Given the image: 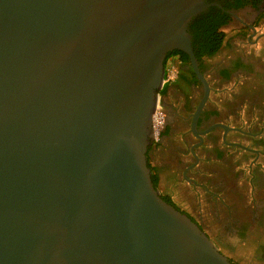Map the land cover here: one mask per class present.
I'll return each instance as SVG.
<instances>
[{"label": "water", "instance_id": "95a60500", "mask_svg": "<svg viewBox=\"0 0 264 264\" xmlns=\"http://www.w3.org/2000/svg\"><path fill=\"white\" fill-rule=\"evenodd\" d=\"M206 0H0V264H234L146 152Z\"/></svg>", "mask_w": 264, "mask_h": 264}, {"label": "flooded vegetation", "instance_id": "af4514ba", "mask_svg": "<svg viewBox=\"0 0 264 264\" xmlns=\"http://www.w3.org/2000/svg\"><path fill=\"white\" fill-rule=\"evenodd\" d=\"M206 2L207 21L188 27L206 85L188 55L187 62L167 55L165 71L172 60L177 73L159 91L162 124L147 161L161 196L213 242L223 239L218 248L230 261L264 264V0ZM209 25H216L223 42L212 54L201 46L206 49L199 57L198 41L207 43ZM162 182L177 198L162 192ZM258 235L255 258L236 256L242 244L255 246Z\"/></svg>", "mask_w": 264, "mask_h": 264}, {"label": "trees", "instance_id": "16d2710c", "mask_svg": "<svg viewBox=\"0 0 264 264\" xmlns=\"http://www.w3.org/2000/svg\"><path fill=\"white\" fill-rule=\"evenodd\" d=\"M214 8H210V11H212ZM210 16V15H209ZM199 18L201 19L202 22H206L207 19H206V16H205V13L204 12H201L199 13L198 15H196L194 18H193V22L190 23L191 25L190 26H196V24L199 22ZM224 20H221L220 22H223ZM205 36L207 38V43L206 44H203L201 42L198 41V48L199 50L197 51L198 54L197 56H201V54L204 52V50L207 48H210L208 50V54H212L214 51H216L222 44L223 42V35L222 33L220 32H217L216 31V25H209L207 26V30L205 32ZM201 46H206L203 50L200 51V47ZM170 53V52H169ZM168 53V54H169ZM171 53H176L179 55V58L183 61V62H187L188 61V56L186 53H184L183 51H180V50H174L172 51ZM153 184L156 180V177L153 176ZM155 185V184H154ZM163 199H165L167 202L169 203H172V200L170 198H165L163 197Z\"/></svg>", "mask_w": 264, "mask_h": 264}, {"label": "rangeland", "instance_id": "374dc122", "mask_svg": "<svg viewBox=\"0 0 264 264\" xmlns=\"http://www.w3.org/2000/svg\"><path fill=\"white\" fill-rule=\"evenodd\" d=\"M172 63H173L172 60H169V61L167 62V64H166V67L168 68ZM248 122H249V121L246 122V125H248ZM162 186H163V187H162ZM170 187H172L171 184H168L167 182H162L161 188L164 189V190L162 189V190H163L162 192H164V193H171L175 198H177V193L174 192L173 190H171ZM258 239H261V236L258 235V236H256L255 239H253V240H255V241H254V244L256 243L255 246H252L251 244H248V242L245 243V245L242 244V247H243V248H241V250H243V251H240V249L237 248L236 256H237V254H238V255H242L243 257H245V258H247V259H253V258H255V256L257 255L256 251H257V249H258V247H257V243H258V242H256V240H258ZM223 242H224V240L221 239V238H219V237H218L217 239H214V243H215L216 246L219 247L221 250H222ZM231 242H233V243L235 242L234 237H232V241H231ZM237 243H238V242H235V244H236L235 246H237ZM239 244H241V243H239ZM236 256H235V258H236Z\"/></svg>", "mask_w": 264, "mask_h": 264}, {"label": "built area", "instance_id": "2783aa9c", "mask_svg": "<svg viewBox=\"0 0 264 264\" xmlns=\"http://www.w3.org/2000/svg\"><path fill=\"white\" fill-rule=\"evenodd\" d=\"M176 73H177V63L173 62L168 68L166 67L162 86L174 80ZM161 124H162V110L158 100L152 117V135H154L155 137L157 136V132L159 131Z\"/></svg>", "mask_w": 264, "mask_h": 264}]
</instances>
